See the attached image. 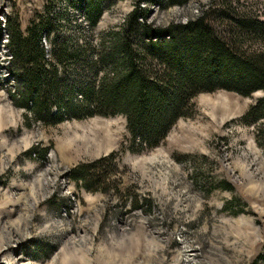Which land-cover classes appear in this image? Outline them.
<instances>
[{"label": "rangeland", "instance_id": "374dc122", "mask_svg": "<svg viewBox=\"0 0 264 264\" xmlns=\"http://www.w3.org/2000/svg\"><path fill=\"white\" fill-rule=\"evenodd\" d=\"M69 1L0 0V264H248L264 243V118L240 116L264 91L197 93L191 114L140 152L119 149L127 136L119 114L26 123L8 92L15 79L4 67L6 16L24 31L48 14L54 31H88L96 43L133 4L98 0L89 29L83 11L97 0ZM207 1L162 0L147 7V20L182 21ZM238 1L264 20V0ZM111 151L116 166L106 172L115 181L106 191L65 177L68 167Z\"/></svg>", "mask_w": 264, "mask_h": 264}, {"label": "trees", "instance_id": "16d2710c", "mask_svg": "<svg viewBox=\"0 0 264 264\" xmlns=\"http://www.w3.org/2000/svg\"><path fill=\"white\" fill-rule=\"evenodd\" d=\"M161 3L133 0L117 30L101 34L96 43L88 31L77 36L54 31L48 14L31 19L24 31L6 16L4 67L15 79L8 92L25 121L54 125L63 118L119 114L127 132L119 149L140 152L157 146L176 119L191 114L197 93L264 91V20L250 8L238 0H208L182 21L147 20V7ZM99 12L98 0L83 11L89 29ZM49 33L46 47L41 41ZM240 118L263 119L264 96ZM29 152L36 153L35 146ZM115 166L111 151L68 167L64 175L88 191L104 192L115 181L106 171ZM248 264H264V243Z\"/></svg>", "mask_w": 264, "mask_h": 264}, {"label": "clouds", "instance_id": "9594fccd", "mask_svg": "<svg viewBox=\"0 0 264 264\" xmlns=\"http://www.w3.org/2000/svg\"><path fill=\"white\" fill-rule=\"evenodd\" d=\"M0 242H2V239H0Z\"/></svg>", "mask_w": 264, "mask_h": 264}]
</instances>
